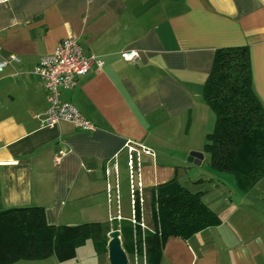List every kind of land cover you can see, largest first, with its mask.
I'll return each instance as SVG.
<instances>
[{"label": "crops", "instance_id": "1", "mask_svg": "<svg viewBox=\"0 0 264 264\" xmlns=\"http://www.w3.org/2000/svg\"><path fill=\"white\" fill-rule=\"evenodd\" d=\"M67 36L77 39L84 56L103 61L60 93L92 122L91 132L69 121L47 124L44 88L31 73L40 56ZM240 45L248 46L253 88L264 105V0L0 4L1 53L19 58L0 72V210L40 206L49 225L99 222L109 231L125 220L134 228L122 209L129 196L123 144L131 140L154 152L142 155L139 170L147 229L139 227L138 247L146 264H264V177L241 191L231 176L210 172L206 186L186 187L201 191L221 222L188 239L170 236L159 253H146L143 241L152 230V187L180 180L190 150L204 158L201 139L213 128L214 114L202 90L214 52ZM127 50L137 52L136 61L123 59ZM58 150L66 153L54 163ZM117 206L122 219L110 221ZM105 253L87 240L70 259L50 255L8 264H108Z\"/></svg>", "mask_w": 264, "mask_h": 264}, {"label": "trees", "instance_id": "2", "mask_svg": "<svg viewBox=\"0 0 264 264\" xmlns=\"http://www.w3.org/2000/svg\"><path fill=\"white\" fill-rule=\"evenodd\" d=\"M202 96L214 114L213 128L203 144L209 166L218 174L231 175L239 190L248 191L264 177V105L253 88L248 46L215 50ZM201 195L175 177L152 187V230L143 236L146 253H159L170 236L188 239L221 222ZM139 227H119L127 255L141 241ZM107 232L108 227L99 222L49 225L40 206L6 208L0 210V264L50 255L70 259L87 240L96 251L105 253ZM138 249L141 253V246Z\"/></svg>", "mask_w": 264, "mask_h": 264}, {"label": "built area", "instance_id": "3", "mask_svg": "<svg viewBox=\"0 0 264 264\" xmlns=\"http://www.w3.org/2000/svg\"><path fill=\"white\" fill-rule=\"evenodd\" d=\"M6 1L0 0V4ZM137 58L138 54L136 51L127 50L123 52V59L126 61L134 62ZM18 61L19 58L17 55H3L0 50V72L5 67L11 66ZM92 65H95L99 69L102 67L103 61L94 54L84 56L74 36H67L61 39L52 52L40 56L37 63L31 69V73L40 79L44 88L48 103V107L44 112V121L47 124L69 121L75 127L82 130L88 132L94 130L92 122L86 119L72 103L60 99L61 91L73 89L78 84L80 76L88 72ZM123 148L126 152V164L129 173L130 217L128 220L131 224H137L141 228L147 229L143 222L144 192L140 182L139 170L142 164V155L153 157L154 152L150 148L131 140H126ZM65 153L64 150H58L53 155V162H59ZM135 175L137 176L136 180H134ZM107 194L110 197V186L107 187ZM137 211L139 218L136 217ZM109 219L110 221H119L122 219L118 206L116 213L112 214ZM134 253V256H137L136 251ZM135 259L136 264H146L144 255H142L141 261H137V258Z\"/></svg>", "mask_w": 264, "mask_h": 264}, {"label": "rangeland", "instance_id": "4", "mask_svg": "<svg viewBox=\"0 0 264 264\" xmlns=\"http://www.w3.org/2000/svg\"><path fill=\"white\" fill-rule=\"evenodd\" d=\"M195 135L196 134H195L194 131H189L188 132V137H190L192 141H195V139H196ZM204 137L201 139L202 143L204 142ZM190 138H189V140H190ZM187 156H186V159H187ZM181 170H182V173H180V180L179 179H177V180H178V182L181 185H183L185 187L187 185H191V184H199V185L202 184L203 186H206L207 185L206 182H207V179H209L210 172L215 173V171L213 169H211V167L209 166L208 154L207 153L204 154V158H203V160H202V162L200 164H196V163H193V162H190V161H186V163L183 166H181ZM229 176H231V175H229ZM200 179H204V180L202 181ZM148 204H149V202H148ZM122 209H123V213H125L127 216H130V205H129V196H128V194L126 195L125 199L122 202ZM121 226L122 227L127 226V222L125 220L122 221ZM109 229H110V227H109ZM87 244H90V243L88 242ZM81 248L83 249V247H81ZM84 248H87V247H84ZM133 249H134L133 252L129 253L127 255L128 264H136L137 262H136L135 258H137V261H141V259H142V254H139L138 244L133 246ZM134 251H136V253H137L136 255L137 256H134V254H135ZM106 258H107V256H106ZM144 259H145V257H144Z\"/></svg>", "mask_w": 264, "mask_h": 264}, {"label": "water", "instance_id": "5", "mask_svg": "<svg viewBox=\"0 0 264 264\" xmlns=\"http://www.w3.org/2000/svg\"><path fill=\"white\" fill-rule=\"evenodd\" d=\"M203 159L202 152L190 151L187 156V161L200 164ZM106 256L108 264H128V257L122 247L120 230L111 229L106 234Z\"/></svg>", "mask_w": 264, "mask_h": 264}]
</instances>
